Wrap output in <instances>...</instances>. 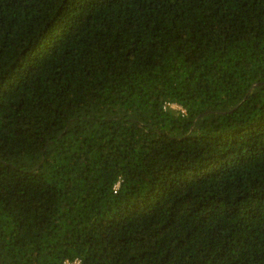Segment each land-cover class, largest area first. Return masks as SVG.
I'll use <instances>...</instances> for the list:
<instances>
[{
  "label": "trees",
  "instance_id": "trees-1",
  "mask_svg": "<svg viewBox=\"0 0 264 264\" xmlns=\"http://www.w3.org/2000/svg\"><path fill=\"white\" fill-rule=\"evenodd\" d=\"M75 259L264 264V0H0V264Z\"/></svg>",
  "mask_w": 264,
  "mask_h": 264
},
{
  "label": "built area",
  "instance_id": "built-area-1",
  "mask_svg": "<svg viewBox=\"0 0 264 264\" xmlns=\"http://www.w3.org/2000/svg\"><path fill=\"white\" fill-rule=\"evenodd\" d=\"M167 107H170L171 109L179 111L181 113H185V110L178 104L169 103L167 104ZM65 264H81V261L79 259H75L73 261H66Z\"/></svg>",
  "mask_w": 264,
  "mask_h": 264
}]
</instances>
